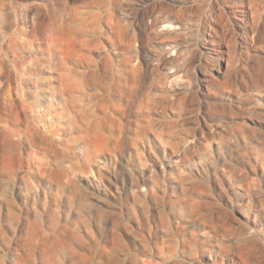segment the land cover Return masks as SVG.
Returning a JSON list of instances; mask_svg holds the SVG:
<instances>
[{"label": "rangeland", "instance_id": "obj_1", "mask_svg": "<svg viewBox=\"0 0 264 264\" xmlns=\"http://www.w3.org/2000/svg\"><path fill=\"white\" fill-rule=\"evenodd\" d=\"M0 49V264H264V0H0Z\"/></svg>", "mask_w": 264, "mask_h": 264}, {"label": "bare ground", "instance_id": "obj_2", "mask_svg": "<svg viewBox=\"0 0 264 264\" xmlns=\"http://www.w3.org/2000/svg\"><path fill=\"white\" fill-rule=\"evenodd\" d=\"M246 12V11H245ZM164 18V17H163ZM175 21L180 20H174L171 17L165 18L164 22L174 24ZM10 42L12 41V37L10 38ZM12 64L6 65L4 56L2 54V51L0 49V76H2L5 72L11 73ZM21 83L23 85L22 89L29 90V79L25 76H21ZM6 91L8 93H6ZM12 91V88H8V90H4L3 88H0V110H5L8 113L14 114L17 117L18 120L24 119L28 113L29 106L27 101H21V104L19 102V99L17 95H14Z\"/></svg>", "mask_w": 264, "mask_h": 264}]
</instances>
